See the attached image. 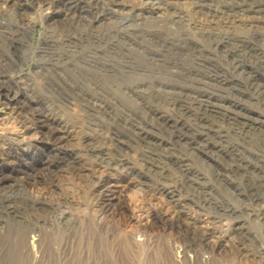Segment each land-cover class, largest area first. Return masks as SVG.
I'll list each match as a JSON object with an SVG mask.
<instances>
[{
	"label": "rangeland",
	"instance_id": "obj_1",
	"mask_svg": "<svg viewBox=\"0 0 264 264\" xmlns=\"http://www.w3.org/2000/svg\"><path fill=\"white\" fill-rule=\"evenodd\" d=\"M163 242L264 264V0H0V264Z\"/></svg>",
	"mask_w": 264,
	"mask_h": 264
},
{
	"label": "bare ground",
	"instance_id": "obj_2",
	"mask_svg": "<svg viewBox=\"0 0 264 264\" xmlns=\"http://www.w3.org/2000/svg\"><path fill=\"white\" fill-rule=\"evenodd\" d=\"M68 2H69V0H68ZM74 2V1H73ZM71 4V3H70ZM45 235V234H44ZM53 238V237H52ZM22 240V239H21ZM20 240V241H21ZM53 242V241H52ZM22 243V242H21ZM128 243V242H127ZM24 244V243H23ZM44 245V244H43ZM160 245V244H159ZM125 246V245H124ZM127 247H128V245H127ZM161 247V248H160ZM159 248H160V254H161V260H162V262H161V264H174L173 262H172V260H171V258H170V256H171V253H170V250L171 249H169L168 248V246L167 245H165V243L163 242L162 243V245L160 246ZM124 248V247H123ZM126 248V247H125ZM132 249V248H131ZM23 251V250H22ZM22 255V254H21ZM142 257V256H141ZM140 257V258H141ZM144 257H145V255H144ZM139 258V257H138ZM146 258V257H145ZM20 259V258H19ZM22 259V258H21ZM24 259H26V258H24ZM136 259V258H135ZM150 259V258H149ZM160 260V261H161ZM16 261H17V259H16ZM21 261V260H20ZM20 261H19V263H20ZM137 261V260H136ZM141 261H142V258H141ZM159 261V262H160ZM148 262V261H147ZM14 263V262H13ZM22 263H24V262H22ZM140 263V262H139ZM16 264V263H15ZM25 264H27L26 262H25ZM138 264V263H137ZM146 264V263H145Z\"/></svg>",
	"mask_w": 264,
	"mask_h": 264
}]
</instances>
